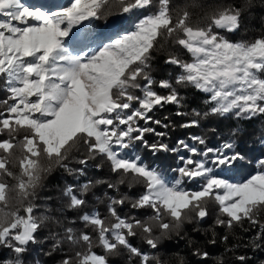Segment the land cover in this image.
Returning a JSON list of instances; mask_svg holds the SVG:
<instances>
[{
	"label": "snow or ice",
	"instance_id": "6c2138e0",
	"mask_svg": "<svg viewBox=\"0 0 264 264\" xmlns=\"http://www.w3.org/2000/svg\"><path fill=\"white\" fill-rule=\"evenodd\" d=\"M250 4L248 0L244 8ZM243 10L217 8L194 26L187 10L173 14L170 0H0V80L8 94L2 101L5 110L0 111V264H25L24 255L38 243V232L49 219L35 215L33 203L44 174L59 166L78 178L97 156L118 178L96 183L106 184L115 194H104L107 216L93 211L80 217L95 239L87 232L77 235L73 228L66 229L67 241L81 250L62 264H109L107 257L121 248L139 264H165L159 256L133 246L129 238L139 235L148 249L157 250L174 232L179 235L186 222L203 221L209 203L217 206V226L233 229L247 222L258 228L245 247L261 248L264 221L258 213L264 210V158L256 161L255 174L236 179L234 166L246 157L236 150L233 139L210 147L204 137L194 136L193 145L179 140L175 148L161 142L149 145L144 139L146 133L166 135L144 125L161 124L149 115L157 107H182L184 97L177 86L208 96L205 103L211 107L194 112L196 117L264 116V35L232 41L220 34L240 28ZM110 16L119 19L103 37L95 35L91 23ZM168 39L191 58L169 54L165 63L180 70L175 85L155 81L148 71L153 50ZM157 84L167 93L159 94L153 87ZM198 126V119L181 125ZM238 133L233 129L231 135ZM80 144L87 151L75 159L81 167L73 168L70 152ZM138 144L153 155L180 150L188 155L179 156L180 164L170 169L175 174L170 176L145 161L136 152ZM16 168L18 172L13 171ZM193 181L198 187L188 190L184 185ZM121 185L129 189L141 185L143 190L130 200ZM94 186L92 181L78 190L67 186L68 207H86L84 197ZM127 202L132 209H150L152 214L143 220L122 216L119 208ZM214 237L215 231L209 243H216ZM223 239L227 243L228 236ZM54 247H60L59 241ZM193 255L202 264L209 256L199 248ZM236 259L246 264L248 258Z\"/></svg>",
	"mask_w": 264,
	"mask_h": 264
},
{
	"label": "trees",
	"instance_id": "16d2710c",
	"mask_svg": "<svg viewBox=\"0 0 264 264\" xmlns=\"http://www.w3.org/2000/svg\"><path fill=\"white\" fill-rule=\"evenodd\" d=\"M248 0H170V8L173 14L181 9L187 10L190 14V22L195 26L205 22V16L217 8L233 6L243 8L241 17V26L234 33L220 34L227 36L232 41L251 40L264 35V0H251L250 6L244 8ZM119 19L116 16H110L107 20L101 19L93 21L90 25L91 30L95 35H100L105 32L114 20ZM125 27H129L125 25ZM129 29H131L129 27ZM161 46L153 50L152 59L148 71L152 78L159 82L161 80L171 81L175 85L176 77L180 74V70L173 65L165 63L169 54H175L183 60H190V55L176 46L172 39L160 40ZM143 84L144 82L141 81ZM154 89L161 95L167 93V89H161L157 85H153ZM178 91L184 97L182 107L176 105H165L163 108L157 107L149 115L152 120L161 121L160 125L149 123L144 125V121H140L141 125L152 127L155 132L166 133L163 137H158L155 133H146L144 139L149 145L161 142L167 144L169 148L177 147L179 140H184L188 144L193 145L191 139L194 136H201L207 140L208 146L218 147L225 140L233 139L236 144V150L243 154L246 159L244 162H238L236 166V179L246 178L249 175L255 174L256 161L264 158V116H257L252 120H238L235 117L221 118L210 116L208 118L196 117L194 112H205L211 105L205 101L208 96L204 93L191 87L177 86ZM139 95V91L136 92ZM8 98V94L4 91L3 81L0 80V111L5 110L2 101ZM177 112L187 113V115H177ZM193 119L199 120L198 127L184 128L181 125L188 123ZM167 124L165 128L162 125ZM215 129V131H213ZM239 129L236 136H232V130ZM23 137V132L20 133V138ZM203 147L202 145H197ZM86 148L83 144L78 145L70 152V157L73 158L70 166L79 168L80 165L75 163V159H79L86 154ZM136 152L150 164H155L161 170L167 172L170 176L175 175L170 172V169L180 164L179 156L188 153L185 150L179 152H159L155 155L150 149L138 144ZM13 171H19L18 168ZM118 177L110 173L108 162L97 156L89 161V167L85 170L84 175L75 177L69 175L59 166L54 167L50 172L44 174L41 185L36 190L33 203L37 206L35 215L47 216L46 220L38 232V243L32 244L24 255L25 264H62V260L69 256L74 257L76 251H80L79 245H72L66 239V229L73 228L75 233L79 235L81 232H87L95 239V233L90 227H86L80 217L84 213L99 212L104 217L107 216V199L105 192L108 195L115 193L111 189H107L106 184L96 183L97 181L113 180ZM9 183H14L11 178H7ZM92 181L95 186L84 197L88 203L86 207L81 209H71L68 207V198L64 196V191L67 186L73 185L77 187L84 183ZM188 190H195L198 186L195 181L184 185ZM121 190L125 192L130 200L143 190L141 185H136L128 188L126 185H121ZM209 215L203 220L192 223H185L180 230L179 235L175 232L170 238L162 241L157 250L148 249L141 237L129 238L130 243L140 248L143 251H148L153 255H157L165 262V264H202L201 260L193 255V250L199 248L201 251H206L209 256L203 264H239L236 259L239 255H245L248 259L246 264H264V244L261 248L245 247L249 244L258 228L250 227L247 222L243 227L236 226L233 229L217 226V206L209 203L207 206ZM122 216H134L137 219H146L152 214L150 209L135 210L131 208L130 202H127L122 208H119ZM259 218L264 221V210L258 213ZM247 229V231H245ZM213 231H215V244L209 243L213 239ZM228 236V241L225 243L224 236ZM59 241L60 247L55 248L54 245ZM237 245H239L237 247ZM232 249V251H228ZM98 254H103V250L99 247L93 249ZM109 264H139V259L129 257L127 250L119 249L117 254L107 257Z\"/></svg>",
	"mask_w": 264,
	"mask_h": 264
},
{
	"label": "rangeland",
	"instance_id": "374dc122",
	"mask_svg": "<svg viewBox=\"0 0 264 264\" xmlns=\"http://www.w3.org/2000/svg\"><path fill=\"white\" fill-rule=\"evenodd\" d=\"M27 2H29V3H35L36 0H27ZM64 2L67 3L68 0H64ZM0 19H3V18H0ZM108 29L109 28H107L103 34H100V35H97V36L103 37L106 34V32H107ZM129 30H131V29H129Z\"/></svg>",
	"mask_w": 264,
	"mask_h": 264
}]
</instances>
